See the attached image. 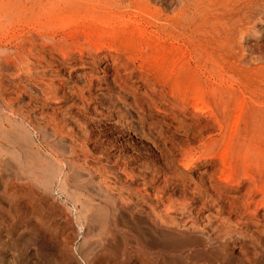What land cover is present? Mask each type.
<instances>
[{"label": "rangeland", "instance_id": "rangeland-1", "mask_svg": "<svg viewBox=\"0 0 264 264\" xmlns=\"http://www.w3.org/2000/svg\"><path fill=\"white\" fill-rule=\"evenodd\" d=\"M0 264H264V0H0Z\"/></svg>", "mask_w": 264, "mask_h": 264}, {"label": "bare ground", "instance_id": "bare-ground-1", "mask_svg": "<svg viewBox=\"0 0 264 264\" xmlns=\"http://www.w3.org/2000/svg\"><path fill=\"white\" fill-rule=\"evenodd\" d=\"M230 1V0H229ZM226 3V2H225ZM152 5V4H151ZM186 8V7H185ZM222 10V9H221ZM198 15V14H197ZM247 26V25H246ZM181 27V26H180ZM214 27V26H213ZM243 27V26H242ZM187 29V28H186ZM97 30V29H96ZM243 57V56H242ZM255 61V60H254ZM261 61V60H260ZM256 62H257V60H256Z\"/></svg>", "mask_w": 264, "mask_h": 264}]
</instances>
